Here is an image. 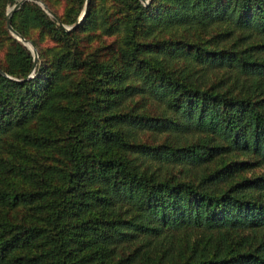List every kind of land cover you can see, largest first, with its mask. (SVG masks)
Returning a JSON list of instances; mask_svg holds the SVG:
<instances>
[{
  "label": "trees",
  "instance_id": "trees-1",
  "mask_svg": "<svg viewBox=\"0 0 264 264\" xmlns=\"http://www.w3.org/2000/svg\"><path fill=\"white\" fill-rule=\"evenodd\" d=\"M15 2L0 264H264V0Z\"/></svg>",
  "mask_w": 264,
  "mask_h": 264
},
{
  "label": "rangeland",
  "instance_id": "rangeland-1",
  "mask_svg": "<svg viewBox=\"0 0 264 264\" xmlns=\"http://www.w3.org/2000/svg\"><path fill=\"white\" fill-rule=\"evenodd\" d=\"M20 1H22V0H17V2H15V3H9V4H7V7H6V10H5V16H6V18H7V24H8V15L11 13V11H12V9H13V7H14V5L15 4H17V3H19ZM28 1H31V2H35V1H32V0H25L24 2H23V4L20 6V8L18 9V10H16L15 12H17V11H19L21 8H22V6L26 3V2H28ZM45 5H46V7H43L41 4H39V3H37V2H35V3H37V4H39L40 6H42L46 11H47V13L49 14V15H51L49 12H48V9L49 10H51L50 8H48L47 7V4L45 3V1L44 0H41ZM50 1V3H51V5H52V7H54L57 11H58V13H60V14H63L64 12H65V9L69 6V1L68 0H49ZM105 0H99V4L100 5H102L103 4V6L105 7V8H109V3L108 2H104ZM90 2H91V0H90ZM89 2V3H90ZM151 2V1H150ZM144 3V2H143ZM144 4H146V3H144ZM86 5H87V0L85 1V4H84V8L82 9V11H81V13H80V16H79V18H78V20L80 19V17L83 15V13H84V10H85V7H86ZM0 11H1V9H0ZM52 11V10H51ZM14 12V13H15ZM53 12V11H52ZM13 13V14H14ZM54 13V12H53ZM56 15V14H55ZM51 16H53V15H51ZM12 17H13V15H12ZM54 17V16H53ZM57 20H58V23H59V21H61L60 20V18L56 15V17H55ZM1 23H2V21H1ZM66 28H68V27H72V25H64ZM10 31V30H9ZM11 32V31H10ZM11 34L16 38V36L11 32ZM28 34H29V36H31V37H33V38H35L36 40H38L39 41V43H40V47L42 48V49H44V50H48L49 48H51V47H53L54 45H55V43L50 39V37L48 36V35H46V34H44V33H41L40 32V30L39 29H37V28H29V30H28ZM120 34H118L117 36H119ZM17 40H19L18 38H16ZM26 39H28V38H26ZM29 41H31L34 45H35V43L31 40V39H28ZM20 42H21V40H19ZM22 43V42H21ZM23 44V43H22ZM26 46V45H25ZM27 47V46H26ZM35 47H36V50H37V52H38V56H37V65H38V60L40 59V49L35 45ZM28 48V47H27ZM29 49V48H28ZM8 50H9V45L8 46H5V47H3V48H0V60L1 61H5V59H6V54H7V52H8ZM30 50V49H29ZM31 51V50H30ZM32 52V51H31ZM32 55H33V57H34V54H33V52H32ZM1 69V68H0ZM2 70V69H1ZM35 70V69H34ZM34 70L29 74V77H32V76H34V74H33V72H34ZM3 71V70H2ZM4 72V71H3ZM1 74H3V75H6V76H9V77H11V78H13L12 76H10V75H8L6 72H4V73H1ZM143 110H145V109H142V111ZM146 111H149L150 113H152L153 115H159L160 113H161V110H158L157 109V107H156V105L154 104V103H149L148 102V104H147V106H146ZM150 134V135H149ZM144 138L146 139V141L147 142H150V144H154V143H156V142H158V141H160V137L159 136H157V135H153L152 136V133H147L146 134V136L144 135ZM264 173V166H259V167H254L253 169H251L249 172H246V173H244V175L245 176H247V177H251V176H254V175H259V174H263Z\"/></svg>",
  "mask_w": 264,
  "mask_h": 264
},
{
  "label": "water",
  "instance_id": "water-1",
  "mask_svg": "<svg viewBox=\"0 0 264 264\" xmlns=\"http://www.w3.org/2000/svg\"><path fill=\"white\" fill-rule=\"evenodd\" d=\"M24 1H25V0H22V1H20L19 3L15 4L14 7H13V9H12V11H11V13L8 15V28H9V30H10V31L16 36V38H18L19 40H21V42H22L24 45H26V46H27V47L33 52V54H34V64H33V69H35V68L37 67V56H38V52H37V50H36L35 45H34L31 41H29L28 39H26L24 36H22L19 32H17V31L13 28V26H12V15H13V13H14L16 10H18V9L20 8V6L23 4ZM32 1H35V2H37V3H39V4H41L43 7H46V5H45L41 0H32ZM142 1H143L144 3H146V4H149L151 0H142ZM89 2H90V0H87V5H86V7H85L84 13H83V15L80 17V19L77 21V23H76L74 26L66 28V27L63 25V23H62L61 21H59V24L62 25L63 27H65L67 30H70V29H72L73 27H75V26H77L78 24H80L81 21L83 20V18L85 17V14H86L87 9H88ZM48 12H49L51 15H53L54 17H56L55 13H53L51 10L48 9ZM0 72H1V73H4L1 69H0Z\"/></svg>",
  "mask_w": 264,
  "mask_h": 264
}]
</instances>
